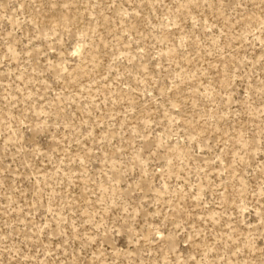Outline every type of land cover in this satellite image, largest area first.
I'll return each instance as SVG.
<instances>
[{"label": "rangeland", "instance_id": "rangeland-1", "mask_svg": "<svg viewBox=\"0 0 264 264\" xmlns=\"http://www.w3.org/2000/svg\"><path fill=\"white\" fill-rule=\"evenodd\" d=\"M0 264H264V0H0Z\"/></svg>", "mask_w": 264, "mask_h": 264}]
</instances>
